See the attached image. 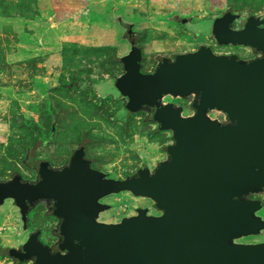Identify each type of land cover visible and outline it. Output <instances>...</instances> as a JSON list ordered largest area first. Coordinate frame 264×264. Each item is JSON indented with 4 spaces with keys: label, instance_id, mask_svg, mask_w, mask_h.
Wrapping results in <instances>:
<instances>
[{
    "label": "water",
    "instance_id": "water-1",
    "mask_svg": "<svg viewBox=\"0 0 264 264\" xmlns=\"http://www.w3.org/2000/svg\"><path fill=\"white\" fill-rule=\"evenodd\" d=\"M238 17L226 11L213 33L220 44L261 53L251 60L201 46L163 57L154 72L144 73L141 47L122 56L125 73L115 86L126 109L133 115L147 108L161 130L172 132L167 158L153 172L144 167L110 178L92 167L82 145L62 169L42 160L36 181L20 174L0 180V205L13 200L25 226L41 200L51 202L60 220L55 251L37 230L7 249L16 264H264V242L237 241L264 229L262 201L248 198L264 191V15H246L236 31L231 25ZM192 94L193 115L162 105L167 95ZM210 110L223 112L229 123ZM126 191L150 199L158 214L139 207L118 222L99 220L111 208L101 199Z\"/></svg>",
    "mask_w": 264,
    "mask_h": 264
},
{
    "label": "rangeland",
    "instance_id": "rangeland-1",
    "mask_svg": "<svg viewBox=\"0 0 264 264\" xmlns=\"http://www.w3.org/2000/svg\"><path fill=\"white\" fill-rule=\"evenodd\" d=\"M11 1L20 2L6 0L8 4ZM24 1L23 12L0 10L3 177L17 170L33 178L40 158L63 165L82 139L89 156L96 158V167L115 178L145 166L153 169L166 158L172 133L160 131L153 121L145 120L146 113L128 117L121 109L124 103L118 100L115 80L102 67L113 66L107 63L113 52L117 59L127 55L134 46L133 38L143 49L145 72L154 71L163 57L204 45L222 54H250L248 48L225 47L209 37L213 20L231 10L230 0ZM250 2L259 6V0ZM233 12L249 14L244 9ZM262 12L253 14L260 16ZM180 17L187 18L186 22H180ZM122 71L115 72L119 75ZM73 76L80 80L78 86L69 88L68 84L75 82ZM166 100L174 103L170 97ZM176 102L182 106L185 100ZM257 197L264 201V194ZM105 202L113 208L102 213L100 219L104 221H120L139 207L153 211L150 199L130 192L110 196ZM260 214L264 216V209ZM58 223L49 204L42 202L31 212L26 228L17 206L6 200L0 206V264H16L7 249L19 248L30 231L40 230L44 242L55 244ZM263 240L264 232L241 239Z\"/></svg>",
    "mask_w": 264,
    "mask_h": 264
},
{
    "label": "flooded vegetation",
    "instance_id": "flooded-vegetation-1",
    "mask_svg": "<svg viewBox=\"0 0 264 264\" xmlns=\"http://www.w3.org/2000/svg\"><path fill=\"white\" fill-rule=\"evenodd\" d=\"M224 14V13H223ZM222 15V14H221ZM221 15H218V17H220ZM246 15H239V17L232 23V25H231V27H232V29L233 30H240V29H242V26H243V19H244V17H245ZM260 16H262V15H260ZM217 17V18H218ZM181 18V17H180ZM180 18H179V20H180ZM186 20H187V18H185V21H183V22H186ZM215 21H217V20H213V24H212V32H211V35L209 36V37H211L212 38V40L215 42V43H217V44H219V45H222V46H225V47H233V48H237V47H245V48H248L250 51V54L248 55V56H240V55H238V54H232V53H228V54H225V55H237L238 56V58L239 59H245V60H251V59H253V58H255V57H257V56H259L261 53L260 52H257V51H255V50H253L251 47H249V46H242V45H233V44H227V45H225V44H220L218 41H217V38L215 37V35H214V33H213V26H214V24H215ZM181 22V21H180ZM134 36H136V34L134 35ZM133 40L134 41H132L133 42V45L134 46H139L138 45V43L135 41V39L133 38ZM204 46H206V45H204ZM139 47H141V46H139ZM201 47V46H200ZM199 47V48H200ZM210 47V46H209ZM142 48V47H141ZM212 48V50L215 52V50H214V48L213 47H211ZM198 49V48H197ZM197 49H195V50H197ZM195 50H191V51H195ZM142 51H143V49H142ZM189 52V51H188ZM216 54H222V53H217V52H215ZM179 54V53H178ZM177 55V54H176ZM175 55V56H176ZM174 56V57H175ZM174 57H169V58H171V59H173ZM143 64H144V53H143V61H142V72H144V73H152V72H154V71H152V72H145L144 70H143ZM125 73V70H124V66H123V71H122V73L121 74H119V75H117V76H114V77H112L114 80H116V78L117 77H119V76H121V75H123ZM168 97H170V98H172L173 100H174V103L173 102H169L168 100H166ZM177 99H180V100H185V102H184V105H182L181 107H183V112H182V115L183 116H190V115H193L194 114V101H195V96L192 94V95H189L188 97H173V96H171V95H167V96H165L163 99H162V105H164V104H168V103H172V104H174L175 106H180V105H177V104H175V102L177 101ZM118 100L120 101V103L122 102V103H124V105H123V107L121 108V109H124V111H126L128 114H129V116L128 117H131L132 115H130V113L128 112V110L126 109V107H125V103H126V100L124 99V98H122L121 97V95H120V93H119V98H118ZM114 101V100H113ZM116 101V100H115ZM177 103V102H176ZM187 109H189V111L187 112ZM138 113H146L148 116H146L145 117V120H151V121H153L155 124H157V127H158V129L160 130V131H163V130H161L160 128H159V124L157 123V122H155L154 120H153V112L151 111V110H149V109H147V108H145V109H143V110H141L140 112H138ZM135 114H137V113H135ZM208 114L212 117V118H214V119H218V120H220L223 124H228L229 123V121H228V119H227V117H226V115L223 113V112H220V111H218V110H210L209 112H208ZM134 115V114H133ZM166 131H169V130H166ZM171 132V131H170ZM172 133V132H171ZM172 141H173V139H172ZM44 145V143H41V145ZM171 144V143H170ZM82 145H85V147H86V157L87 158H89V159H91L93 162H92V167L93 168H95V169H98V170H101V171H104V170H102V169H99V168H97L96 167V158H94V157H91V156H89V154H88V146H87V143L86 142H84V140L82 139L81 140V142L79 143V145L71 152V155H70V157L72 156V154H73V152L76 150V149H78L80 146H82ZM169 145V144H168ZM167 145V146H168ZM166 146V147H167ZM165 152H166V148H165ZM70 157H69V159H70ZM166 158H167V153H166ZM165 158V159H166ZM39 159V158H38ZM69 159L63 164V165H60V166H56V165H53L52 164V162L50 161V160H48V159H46V158H40V160L38 161V163H37V165H36V175L33 177V178H26V177H24L23 175H22V173L21 172H19V171H14L12 174H10V175H7V176H0V180H9V179H12L16 174H20V175H22V177H23V179L24 180H29V181H36V180H38V166H39V163L42 161V160H47V161H49L50 162V166L52 167V168H55V169H62L63 167H65L67 164H68V162H69ZM164 159V160H165ZM163 160V161H164ZM162 162V161H161ZM160 162V163H161ZM159 163V164H160ZM158 164V165H159ZM157 165V166H158ZM156 166V167H157ZM145 167H147V166H145ZM155 167V168H156ZM142 168H144V167H142ZM155 168H153V169H151V172H153L154 170H155ZM139 170V169H138ZM137 170V171H138ZM136 171V172H137ZM105 172V171H104ZM135 172V173H136ZM135 173H133V174H135ZM106 174H107V176L108 177H110V178H115V177H112L109 173H107L106 172ZM133 174H130V175H133ZM130 175H127V176H125V177H128V176H130ZM125 177H123V178H125ZM119 179H121V178H119ZM127 192V191H126ZM121 193H124V192H121ZM118 194H120V193H118ZM261 194H264V191H262V192H260V193H253V194H250V195H248V198L249 199H259V200H261L262 201V203H263V208L262 209H264V201L262 200V199H260V198H258L257 197V195H261ZM113 195H116V194H110V195H108V196H106V197H104V198H102L101 199V202H103V203H107V202H105V200H106V198H108V197H110V196H113ZM6 200H11V199H6ZM5 200V201H6ZM13 201V200H12ZM42 202H47V204H49V208H50V213H51V202L49 201V200H41L40 202H38L37 204H36V206L34 207V208H31L30 209V211H29V218H28V222H29V219H30V214H31V212L39 205V204H41ZM14 203V202H13ZM108 204H110V203H108ZM111 205V204H110ZM1 206V205H0ZM18 208V207H17ZM113 208V206L111 205V208L110 209H108V210H111ZM19 209V208H18ZM261 209V210H262ZM107 210V211H108ZM150 210V209H149ZM261 210H259L258 211V214L260 215V216H262L263 218H264V216L262 215V214H260V211ZM19 211H20V209H19ZM150 212V211H149ZM103 213V212H102ZM102 213L100 214V217H101V215H102ZM150 213H152V214H158V212H156L155 211V209L153 208V211L152 212H150ZM20 214H21V211H20ZM136 214V213H135ZM52 215V214H51ZM133 215V214H132ZM53 216V215H52ZM129 216V215H128ZM54 217V216H53ZM100 217H99V220H101L100 219ZM125 217V216H124ZM21 218H23L22 217V214H21ZM54 218H56V217H54ZM57 219V221L60 223V220L58 219V218H56ZM22 221H23V219H22ZM101 221H104V220H101ZM28 222H27V225H28ZM107 222H110V221H107ZM118 222V221H117ZM59 223H58V225H59ZM23 225H24V222H23ZM27 225H26V228H27ZM25 226V225H24ZM57 229H58V226H57V228L55 229V233H56V236H57V240H56V242H55V244H49L52 248H53V251H55V248H56V244L59 242V237H58V235H57ZM35 231H37V230H35ZM35 231H30L29 232V235L32 233V232H35ZM262 232H264V229L263 230H261V232L259 233V234H261ZM259 234H255V235H259ZM41 235H42V232H41ZM29 237V236H28ZM244 238V237H243ZM42 239V238H41ZM242 239V238H241ZM241 239H238L237 241L238 242H243V241H241ZM258 242H264V240L263 241H258ZM258 242H251V243H258ZM46 243V242H45ZM248 243H250V242H248ZM48 244V243H47Z\"/></svg>",
    "mask_w": 264,
    "mask_h": 264
},
{
    "label": "trees",
    "instance_id": "trees-1",
    "mask_svg": "<svg viewBox=\"0 0 264 264\" xmlns=\"http://www.w3.org/2000/svg\"><path fill=\"white\" fill-rule=\"evenodd\" d=\"M262 3L264 4V0H259V3H258L259 6H254L253 4H251L250 0H230V8L233 11L244 9V10H247V12L249 14H251V13L253 14L254 12L262 9V11H263L262 15H264V6H262ZM24 7H25V1L24 0H20V2L11 1L9 4H8V2H6V0H0V10H2V11L5 10L8 12H12V11H16V9H17V11L23 12V11H25ZM119 21L122 25H125V28L128 27V24H125V22H123V20L119 19ZM132 41H134V40L132 39ZM106 51H108V49ZM109 51L113 52V49L109 48ZM114 57H115V54L113 52V53H111V55L108 57V60H107V63L111 62V64L113 66L107 67L104 64L102 66L105 69L104 72L111 75L112 77L117 76L118 72H115V71L118 70L121 72L123 70V62L121 61L122 57H120L118 59L114 58ZM72 79L75 80V82H71L70 84H68L69 88H73V87L78 86L77 81L80 80V78H78L76 76H73ZM106 99H108V98H106ZM101 100H104V99H101ZM100 102H102V101H100Z\"/></svg>",
    "mask_w": 264,
    "mask_h": 264
}]
</instances>
